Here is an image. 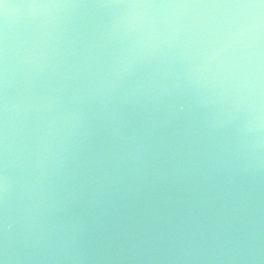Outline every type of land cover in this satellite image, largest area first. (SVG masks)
Here are the masks:
<instances>
[{"label":"water","instance_id":"obj_1","mask_svg":"<svg viewBox=\"0 0 264 264\" xmlns=\"http://www.w3.org/2000/svg\"><path fill=\"white\" fill-rule=\"evenodd\" d=\"M0 264H264V3L3 0Z\"/></svg>","mask_w":264,"mask_h":264},{"label":"snow or ice","instance_id":"obj_2","mask_svg":"<svg viewBox=\"0 0 264 264\" xmlns=\"http://www.w3.org/2000/svg\"><path fill=\"white\" fill-rule=\"evenodd\" d=\"M261 2L264 3V0H261ZM0 4H3V0H0Z\"/></svg>","mask_w":264,"mask_h":264},{"label":"clouds","instance_id":"obj_3","mask_svg":"<svg viewBox=\"0 0 264 264\" xmlns=\"http://www.w3.org/2000/svg\"><path fill=\"white\" fill-rule=\"evenodd\" d=\"M181 110H182V107H181Z\"/></svg>","mask_w":264,"mask_h":264}]
</instances>
